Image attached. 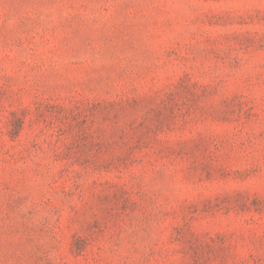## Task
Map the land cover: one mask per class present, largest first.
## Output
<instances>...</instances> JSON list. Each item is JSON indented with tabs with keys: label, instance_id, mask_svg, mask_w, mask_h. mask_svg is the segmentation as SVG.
Here are the masks:
<instances>
[{
	"label": "rangeland",
	"instance_id": "rangeland-1",
	"mask_svg": "<svg viewBox=\"0 0 264 264\" xmlns=\"http://www.w3.org/2000/svg\"><path fill=\"white\" fill-rule=\"evenodd\" d=\"M0 264H264V0H0Z\"/></svg>",
	"mask_w": 264,
	"mask_h": 264
}]
</instances>
